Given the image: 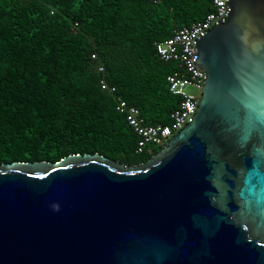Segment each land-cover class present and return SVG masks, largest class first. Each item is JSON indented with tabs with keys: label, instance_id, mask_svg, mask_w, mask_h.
<instances>
[{
	"label": "water",
	"instance_id": "95a60500",
	"mask_svg": "<svg viewBox=\"0 0 264 264\" xmlns=\"http://www.w3.org/2000/svg\"><path fill=\"white\" fill-rule=\"evenodd\" d=\"M228 6L193 120L147 161L0 164V264H264V0Z\"/></svg>",
	"mask_w": 264,
	"mask_h": 264
},
{
	"label": "trees",
	"instance_id": "16d2710c",
	"mask_svg": "<svg viewBox=\"0 0 264 264\" xmlns=\"http://www.w3.org/2000/svg\"><path fill=\"white\" fill-rule=\"evenodd\" d=\"M212 10V0H0V164L95 153L147 161L161 147L136 153L138 136L101 79L148 124H170L177 64L155 45Z\"/></svg>",
	"mask_w": 264,
	"mask_h": 264
},
{
	"label": "built area",
	"instance_id": "2783aa9c",
	"mask_svg": "<svg viewBox=\"0 0 264 264\" xmlns=\"http://www.w3.org/2000/svg\"><path fill=\"white\" fill-rule=\"evenodd\" d=\"M228 3L229 0H212L213 10L204 19L175 29L170 37L155 45L160 60L177 64V69L167 76L171 93L180 98L178 108L170 115V124H148L138 107L119 96L116 87L110 86L104 77L101 79V89L114 96L116 111L125 117L129 127L138 136L136 153H153L154 148L165 145L193 120L201 97L188 93L186 89L193 88L202 95L203 83L207 78L206 72L194 65L199 53L196 44L219 22H227L231 12ZM91 59L97 60V55L93 54ZM97 71L105 73L102 66Z\"/></svg>",
	"mask_w": 264,
	"mask_h": 264
},
{
	"label": "rangeland",
	"instance_id": "374dc122",
	"mask_svg": "<svg viewBox=\"0 0 264 264\" xmlns=\"http://www.w3.org/2000/svg\"><path fill=\"white\" fill-rule=\"evenodd\" d=\"M186 91H187L188 93L195 94V95H197L198 97H201L200 92L196 91V90L193 89V88H187Z\"/></svg>",
	"mask_w": 264,
	"mask_h": 264
}]
</instances>
